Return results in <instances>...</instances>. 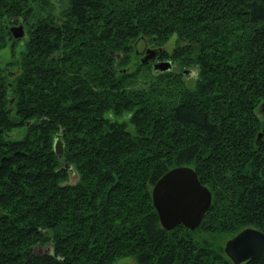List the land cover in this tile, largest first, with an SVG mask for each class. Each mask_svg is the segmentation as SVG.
<instances>
[{
    "label": "trees",
    "instance_id": "16d2710c",
    "mask_svg": "<svg viewBox=\"0 0 264 264\" xmlns=\"http://www.w3.org/2000/svg\"><path fill=\"white\" fill-rule=\"evenodd\" d=\"M9 39L0 264H232L223 239L264 230V0H0ZM180 163L211 202L194 228H164L151 187Z\"/></svg>",
    "mask_w": 264,
    "mask_h": 264
},
{
    "label": "water",
    "instance_id": "95a60500",
    "mask_svg": "<svg viewBox=\"0 0 264 264\" xmlns=\"http://www.w3.org/2000/svg\"><path fill=\"white\" fill-rule=\"evenodd\" d=\"M9 29L15 37L25 32L21 21L11 24ZM158 49V46H147L141 59H152V68L163 70L170 66L171 60L168 57L154 59ZM53 146L61 155L63 140L59 132L55 133ZM151 196L164 228H171L180 222L190 228L197 226L211 202L209 187L199 179L195 168L188 163L175 164L162 172L152 184ZM223 249L232 264H264V230L245 225L225 239ZM248 258L255 259V262L245 261ZM118 264L134 262L126 259Z\"/></svg>",
    "mask_w": 264,
    "mask_h": 264
},
{
    "label": "rangeland",
    "instance_id": "374dc122",
    "mask_svg": "<svg viewBox=\"0 0 264 264\" xmlns=\"http://www.w3.org/2000/svg\"><path fill=\"white\" fill-rule=\"evenodd\" d=\"M40 2H42V5H45V7H47V9L52 10L54 12H57L59 10V8H61L62 5H64L66 0H40ZM173 41H174V38L171 37L168 40H166L161 46H163L169 50L173 46ZM9 43H10V39L8 40L7 45L0 49V62H1V64H4L6 62V60L9 58V55H10V49L8 46ZM138 46L140 48L142 46V42H138ZM148 46H153V45H148ZM16 47L20 48V43L17 42ZM162 57H165V56H162ZM185 68L188 69V70H186L187 77H189L188 81H189V83H192L194 76H195V74H193L191 71L193 69V66H186L183 69H185ZM76 178H77V171H75L74 169L68 171V178H67L68 181L72 182ZM226 238L227 237H225V239ZM225 239H223V244H224Z\"/></svg>",
    "mask_w": 264,
    "mask_h": 264
},
{
    "label": "flooded vegetation",
    "instance_id": "af4514ba",
    "mask_svg": "<svg viewBox=\"0 0 264 264\" xmlns=\"http://www.w3.org/2000/svg\"><path fill=\"white\" fill-rule=\"evenodd\" d=\"M20 21L23 23L24 30H25V29H26V26H25L26 24H24L23 20H21V19L16 20V21L13 20V21H11V22H7L6 25H7L8 28H9L11 24H15V23H18V22H20ZM145 49H146V48H145ZM145 49H144V50H145ZM162 56H163V55H160V54H159V51H157V52L155 53V58H154V59L160 58V57H162ZM193 228H194V227H193ZM251 259L253 260L252 262H250ZM231 261H232V260H231ZM245 261H247V262H249V263H254V262H255V259H253V258H248V259H246Z\"/></svg>",
    "mask_w": 264,
    "mask_h": 264
}]
</instances>
